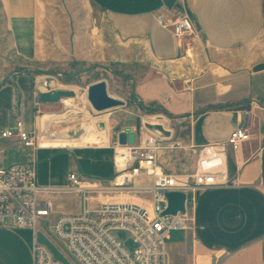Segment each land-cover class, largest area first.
Wrapping results in <instances>:
<instances>
[{
    "label": "crops",
    "instance_id": "obj_1",
    "mask_svg": "<svg viewBox=\"0 0 264 264\" xmlns=\"http://www.w3.org/2000/svg\"><path fill=\"white\" fill-rule=\"evenodd\" d=\"M49 1L0 0V131L18 118L32 130L35 107L45 104L41 93L53 89L44 86L38 69L69 64L71 58L129 68L135 81L132 101L139 108V103L159 105L169 118L167 136L178 145L162 150L159 160L171 172L193 169L190 146L224 141L247 124L255 136L238 151L228 148V174L237 183L188 191L187 227L170 231L167 264H264V0H176L167 11L164 0H88L104 13L120 50L113 42L102 48L91 35H80L85 20L78 18L76 29L69 16L56 21ZM161 11L186 13L197 34L177 39L156 19ZM74 30L79 34L72 35ZM248 104L249 110L236 108ZM150 123L164 125L159 118ZM138 126L121 127L113 140ZM89 144L96 143L48 140L31 148L0 135L3 152L16 154L0 163L34 158L37 180L45 186L67 185L71 172L108 185L115 173L114 149ZM49 197L52 219L77 212L60 209L57 193ZM33 241L30 228H0V264H33Z\"/></svg>",
    "mask_w": 264,
    "mask_h": 264
},
{
    "label": "built area",
    "instance_id": "obj_2",
    "mask_svg": "<svg viewBox=\"0 0 264 264\" xmlns=\"http://www.w3.org/2000/svg\"><path fill=\"white\" fill-rule=\"evenodd\" d=\"M168 9L166 7V11ZM171 13L168 16L163 11L158 12L156 19L177 39L197 34L195 22L186 13ZM44 84L48 86L47 82ZM135 133L134 143H120L117 137L112 142L115 173L110 185L71 172L67 185L45 186L37 180L34 158L9 165L0 163V228L34 231L33 264H63L49 245L38 239V233L71 264H167L170 231L187 227L188 191L236 184V179L228 174V148L238 151L244 142L255 136L247 124H242L224 141L190 146L195 154L194 167L191 172L180 174L167 170L159 160L162 149L176 147V141L149 129L146 123ZM0 135L17 137L25 147L42 146L35 131L25 129L19 118L13 126L2 129ZM2 152L0 148V154ZM171 191L185 194L184 211L165 213ZM60 192H74L84 203L94 199L97 204L52 219L54 204L49 195ZM100 192L113 199L100 198ZM133 192L141 193L148 207L137 201L117 198V195ZM125 238H131L135 247H127Z\"/></svg>",
    "mask_w": 264,
    "mask_h": 264
},
{
    "label": "rangeland",
    "instance_id": "obj_3",
    "mask_svg": "<svg viewBox=\"0 0 264 264\" xmlns=\"http://www.w3.org/2000/svg\"><path fill=\"white\" fill-rule=\"evenodd\" d=\"M48 5L54 8L53 15L56 21H66L69 16L70 24L75 29L77 28L75 22L78 18L85 20V22L81 21V25L78 26L81 28L80 30H83L82 33L80 32V35L82 34L84 37L91 35L90 37L95 42H98L102 48L106 47V43L108 42H113V47H117V50H120V48L123 47L115 38L104 13L100 12L97 7L94 6V4L89 3L88 0H51L48 2ZM74 33L79 34V31L74 30L72 35H74ZM73 54V51H70V55L72 56ZM72 59L74 60V63H72ZM69 61H71L69 64L57 65L53 68H46L41 65L42 68L38 69V75L43 83H48L49 90L50 88H53L52 90L68 89L73 91L74 95L70 97L77 98L76 100H79L78 102L83 101L85 108L81 109L82 111L73 112V118L61 120L57 116L59 114H65L67 111H71L72 108L75 109L78 105L76 100L71 104H67L63 100L68 96H63L57 101H45V104L42 106L37 105L34 110V124L32 130H34L39 137L40 143L54 138V132L70 125H75V131L81 130L80 122L83 119V116L86 118V121L88 120L90 122L93 120L95 123L97 121L98 127L101 126L100 128L103 129L107 128L110 138L108 144L110 145L113 144L112 142L113 138L116 136V132L126 125L138 124L139 126L135 129V132L138 133L140 126H142L143 123L147 124L159 118L166 128H170L171 123L168 116L162 111H159L156 105L146 106L147 109H142L138 107L136 101H132L134 98L133 87L135 81L129 77V75H131L129 68H124L123 66L118 65V63L115 64L114 61L106 62V64L81 63L79 60H77L79 62H75V58H71ZM98 81H105L107 92L111 96L123 100V104L103 111L94 109L88 97V89L91 84ZM159 116H161V118ZM37 123H39L41 127H39ZM43 128L45 129L43 130ZM14 156H16V154L13 153L11 149H6L0 154V158L2 157L1 159L3 162L11 160ZM187 163L190 164V161ZM191 171L192 170L188 168L184 173H189ZM57 195L58 198L56 199V202L60 203L59 208L66 212L69 210H75L78 212L83 209L84 206L93 208L97 204L94 199L87 200L84 203L80 197L79 200L64 192L57 193ZM187 195L188 199H191V193L188 192ZM123 197H128L125 200L130 199L132 201H137L148 207V204L143 200L141 193H124ZM124 242L130 249L135 247V243L131 238H125ZM61 244L66 246L64 240H61Z\"/></svg>",
    "mask_w": 264,
    "mask_h": 264
},
{
    "label": "water",
    "instance_id": "obj_4",
    "mask_svg": "<svg viewBox=\"0 0 264 264\" xmlns=\"http://www.w3.org/2000/svg\"><path fill=\"white\" fill-rule=\"evenodd\" d=\"M176 0H164V3L167 7H173ZM74 92L68 89H55L52 91H45L42 92L40 98L43 101H57L61 99L63 96H72ZM88 97L89 100L94 107V109L98 111H103L112 107L119 106L123 104V100L118 99L114 96H111L107 92V85L105 81H98L89 86L88 89ZM237 109H246L249 110L251 105H237ZM146 126L149 129L157 130L162 132L164 135L169 134V130L166 129L162 124H151L147 123ZM136 133L135 131L125 129L117 134V139L120 143H134L135 142ZM185 210V194L182 191H171L168 193V206L165 210L167 214H175L178 211ZM38 239L42 242H45L49 245V247L54 252V255L60 259L63 264H71L61 252L48 240L46 239L41 233H38Z\"/></svg>",
    "mask_w": 264,
    "mask_h": 264
},
{
    "label": "bare ground",
    "instance_id": "obj_5",
    "mask_svg": "<svg viewBox=\"0 0 264 264\" xmlns=\"http://www.w3.org/2000/svg\"><path fill=\"white\" fill-rule=\"evenodd\" d=\"M77 98L73 97H66L64 98V102L67 104H71L73 101H75ZM77 101V100H76ZM79 101V100H78ZM77 107L74 109L72 108L71 111H67L65 114H59L57 117L59 119H71L73 118V112L76 111H82L81 109L85 108V104L83 101L78 102ZM83 114V113H82ZM77 117V116H76ZM155 117V116H154ZM86 118L83 116V119L81 120V130H74L75 125H70L64 129L58 130L54 132V138H51L50 140H53V143H61V144H71L75 146H81L86 143H96V144H108L109 142V135L108 130L98 127L97 121L96 123L92 121H86ZM88 119V118H87ZM39 127H41L40 124H38ZM45 128H43L44 130ZM55 141V142H54ZM43 142V141H42ZM47 142V141H46ZM46 142L41 143L42 146H46ZM59 147H71V146H59ZM104 193L100 192V198H103ZM124 195L120 194L117 195V198L120 199V197ZM120 196V197H119ZM123 197V196H122ZM113 199V198H112ZM124 199V198H121Z\"/></svg>",
    "mask_w": 264,
    "mask_h": 264
},
{
    "label": "trees",
    "instance_id": "obj_6",
    "mask_svg": "<svg viewBox=\"0 0 264 264\" xmlns=\"http://www.w3.org/2000/svg\"><path fill=\"white\" fill-rule=\"evenodd\" d=\"M139 104H140V106H141L142 109H147V107H146L144 104H142V103H139ZM156 106H157V109H158L159 111L162 110V112H163V109H162L161 106H159V105H156Z\"/></svg>",
    "mask_w": 264,
    "mask_h": 264
}]
</instances>
